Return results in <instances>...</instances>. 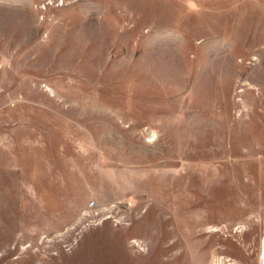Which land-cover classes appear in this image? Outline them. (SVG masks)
Returning a JSON list of instances; mask_svg holds the SVG:
<instances>
[{"label":"rangeland","instance_id":"1","mask_svg":"<svg viewBox=\"0 0 264 264\" xmlns=\"http://www.w3.org/2000/svg\"><path fill=\"white\" fill-rule=\"evenodd\" d=\"M0 72V264H264V0H0Z\"/></svg>","mask_w":264,"mask_h":264},{"label":"crops","instance_id":"2","mask_svg":"<svg viewBox=\"0 0 264 264\" xmlns=\"http://www.w3.org/2000/svg\"><path fill=\"white\" fill-rule=\"evenodd\" d=\"M4 75L6 76L7 74L5 73ZM2 82L19 83V80L18 79L15 80V77H14L13 80L10 81V79H7L6 77L4 81H1L0 82V99L2 98L4 99L10 96L8 94V92L10 93V91L6 90V88L2 85ZM11 95L13 94L11 93ZM5 114H6L5 110L3 108L1 109L0 107V155H3V151L5 150L4 148H7L9 153L13 150V147L15 146V143H16L14 139V136H15L14 132L20 129L19 122H15L12 117L8 118V121H5L6 120ZM18 145H19V142H18Z\"/></svg>","mask_w":264,"mask_h":264}]
</instances>
